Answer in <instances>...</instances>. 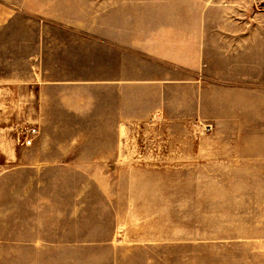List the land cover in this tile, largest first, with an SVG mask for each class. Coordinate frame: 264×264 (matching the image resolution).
Returning <instances> with one entry per match:
<instances>
[{"label": "rangeland", "instance_id": "rangeland-1", "mask_svg": "<svg viewBox=\"0 0 264 264\" xmlns=\"http://www.w3.org/2000/svg\"><path fill=\"white\" fill-rule=\"evenodd\" d=\"M0 17L29 31L48 73L86 80L73 90L74 108L69 98L53 101L59 123L29 128L52 134L51 144L90 150L82 169L29 167L14 184L0 176V217L15 225L11 234L0 220V264H204L219 237L211 229L243 227L238 215L263 213V173L222 171L206 155L218 147L215 134L249 130L246 118L238 122L246 109L216 106L214 51L194 59L185 78L205 79L175 91V103L165 89L156 105L150 87H128L124 99L88 80L101 82L105 59L112 75L123 59L140 60L143 79L165 78L167 65L182 67L176 58L187 44L202 49L215 35L240 34L215 20L248 22L241 34L262 36L264 0H0Z\"/></svg>", "mask_w": 264, "mask_h": 264}, {"label": "crops", "instance_id": "crops-1", "mask_svg": "<svg viewBox=\"0 0 264 264\" xmlns=\"http://www.w3.org/2000/svg\"><path fill=\"white\" fill-rule=\"evenodd\" d=\"M184 21H182L183 27L191 28V20ZM24 22L22 28L25 27ZM214 22L218 24L215 25L216 27L224 29L239 28L236 32L240 34L215 35L214 43H211L214 45L204 44L202 49L187 44V47L181 49L182 56L176 58L182 60V63H179L182 67L167 65L170 69L165 78L152 76L143 79L142 62L123 59L114 61L116 67L112 75L107 73L109 60L105 59L101 82L88 80L90 82L88 85L101 83L106 92L108 89L114 93L118 92L121 94L120 98L124 99L127 98L125 93L128 87L135 92H139L143 86L150 87L149 89L155 92L156 105L159 93L165 89L173 94L170 103H175V91L195 90L199 82L205 79L204 76L202 78L198 76V79H194L198 83L193 84L185 78L187 73H190L189 68L192 67L194 59L202 57L204 60L200 52L214 51L216 106L246 109V117L239 116L238 122L241 123L242 119L246 118L245 122L249 125V130L215 134L214 140L218 147L206 151V155L214 157L208 160L214 161L216 168L220 166L222 171L258 175L263 173L258 186L263 188L264 204V112L259 110L264 106V31L262 36L256 34L254 28L246 34H241L240 28H244L249 24L248 22L235 23L232 20ZM15 24L19 23L0 17V176L5 175L8 181L12 179V184L15 173L24 172L29 167L52 166L56 171H63V169H82L83 165L90 164V150L63 147L61 139L58 144L56 142L51 144L48 141L53 138L52 134L39 132L37 127H34L35 133L32 135L31 144L19 143L20 133L29 129V125L59 123V120L50 116L52 114L50 108L55 109L57 115L58 105L53 101L56 102L58 98H69L74 108L77 105L73 100L79 99L80 95L78 91L73 90H77L78 85L86 84H79L78 78L64 79L68 75L62 72L48 73V69L40 62V53L37 51L31 53L29 31H26V34L25 30L14 31L12 30L14 27L20 28ZM236 32L226 31V33ZM185 61L189 62L185 65ZM204 65L211 67L212 64L210 61H205ZM132 98L141 104V96L136 95ZM189 100V97L184 96L182 103ZM59 108L61 110L62 106L60 105ZM131 113L129 115H132ZM121 114L127 113L122 109ZM229 124L234 125L235 121L231 120ZM246 186L256 187L254 183L253 186L252 184ZM238 216L248 221L245 223L246 226L211 229L210 232L219 237L211 243L214 248L208 250L207 254H212V257L206 258L204 264H264V210L261 215L245 213ZM0 220L7 221V230L10 228L13 234L15 225L12 217L9 215L6 218L0 217Z\"/></svg>", "mask_w": 264, "mask_h": 264}, {"label": "built area", "instance_id": "built-area-1", "mask_svg": "<svg viewBox=\"0 0 264 264\" xmlns=\"http://www.w3.org/2000/svg\"><path fill=\"white\" fill-rule=\"evenodd\" d=\"M202 129L204 131H209L211 129V124L205 123L202 124ZM35 133V128H29L27 130L22 131L20 138H19V143L23 145H29L32 142V135Z\"/></svg>", "mask_w": 264, "mask_h": 264}, {"label": "bare ground", "instance_id": "bare-ground-1", "mask_svg": "<svg viewBox=\"0 0 264 264\" xmlns=\"http://www.w3.org/2000/svg\"><path fill=\"white\" fill-rule=\"evenodd\" d=\"M32 143V142H31Z\"/></svg>", "mask_w": 264, "mask_h": 264}]
</instances>
